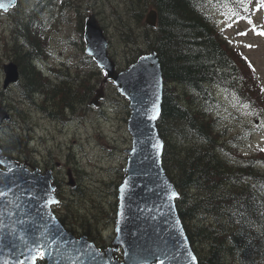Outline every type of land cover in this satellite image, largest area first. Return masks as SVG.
<instances>
[{
    "label": "trees",
    "instance_id": "16d2710c",
    "mask_svg": "<svg viewBox=\"0 0 264 264\" xmlns=\"http://www.w3.org/2000/svg\"><path fill=\"white\" fill-rule=\"evenodd\" d=\"M151 4L156 10V23L143 25L139 34L143 48L138 46L127 65L150 50L158 56L163 76L157 120L163 139L161 160L178 190L176 209L197 262L264 264V153L258 160L237 153V145L258 127H248L245 122L239 132L226 137V130L219 128L214 116L220 106L225 108L218 92L237 100L242 107L250 105L248 113H255L259 123L262 113L256 115L252 103L264 101L258 95L256 77L252 79L250 71L234 57L208 9L213 5L238 21L250 18L264 6H260V0H245L243 5L237 0H151ZM233 13L245 18L237 19ZM25 14L23 27L19 17L15 21L12 46L22 94L45 117L67 122L92 100L104 73L88 56L75 66L60 62L40 67L38 61L48 54L44 31H40L43 19L36 8L29 7ZM117 68L122 67L117 64ZM2 147L13 155L8 145ZM58 180L54 176L57 187ZM116 186L112 194H116ZM60 206L61 202L56 209ZM115 206L116 202L114 212ZM73 215L76 218V211ZM83 234L103 247L89 231ZM116 255L120 257L121 250ZM37 264H45V260L38 259Z\"/></svg>",
    "mask_w": 264,
    "mask_h": 264
},
{
    "label": "rangeland",
    "instance_id": "374dc122",
    "mask_svg": "<svg viewBox=\"0 0 264 264\" xmlns=\"http://www.w3.org/2000/svg\"><path fill=\"white\" fill-rule=\"evenodd\" d=\"M14 7L11 14L0 12V106L12 114L0 127V145H8L21 162L52 169L54 176L60 178L55 189L61 206L54 208L65 225L79 236L84 235V230L89 231L96 242L107 246L114 237V204L117 205V186L126 162L124 150L131 145L127 100L107 82L97 98V105L91 106L90 102L82 105L67 122L53 121L25 99L21 91L22 79L2 88V66L13 60L15 21L19 17L22 22L19 25L23 27L29 7L38 9L43 19L40 31H44V48L48 54L46 59L38 61L40 67L60 62L75 66L87 56L80 26L90 14H94L103 26L113 59L119 66H127V59L136 54L138 46L143 48L139 34L146 24V14L153 8L151 0H18ZM209 9L223 41L232 47L234 57L250 71L251 78L256 77L259 82L258 95L264 101V35L257 34L264 31V9L251 15V24L248 19L231 20L213 5ZM104 79L102 76L103 82ZM100 88L98 86L97 90ZM217 96L225 108L220 106L214 116L219 128L226 130V137L239 132L245 122L248 127H258L237 145L238 154L258 160L264 153L261 151L264 149V104L252 103L256 115L262 113L259 123L237 100L232 101L223 92H218ZM114 184L117 185L116 194H112ZM73 211H76V218Z\"/></svg>",
    "mask_w": 264,
    "mask_h": 264
},
{
    "label": "water",
    "instance_id": "95a60500",
    "mask_svg": "<svg viewBox=\"0 0 264 264\" xmlns=\"http://www.w3.org/2000/svg\"><path fill=\"white\" fill-rule=\"evenodd\" d=\"M16 3L17 0H0V4H3L0 11L8 12ZM145 22L155 25L154 9L147 13ZM84 40L86 54L105 72V80H111L118 92L128 100L130 113L127 130L131 136V145L124 150L127 154L126 164L123 179L117 188L115 235L110 245L99 248L86 236L73 235L56 217L52 211V205L55 204H51L42 210V214L48 220V227L51 228L56 243L48 250L49 254L44 258L45 264H158V260H164V264H193L188 253L195 257L196 254L177 212L175 199H168L170 191H178L162 166L163 139L157 129V120L161 113L163 76L158 56L151 51L141 55L125 69L117 70L108 53V40L93 14L85 20ZM2 68V87L5 89L18 81L19 70L13 61L4 63ZM101 92L102 88L93 98V104L97 105ZM153 104L157 105L158 116L155 120H149ZM10 118L8 110L0 106V125ZM157 141L161 144L158 149L153 147ZM0 157L7 161L0 165V175L6 174L9 177L8 186L12 187V192L7 197H0V218L9 225L17 219L25 218L26 214L30 215L31 221H39L36 214L39 204L31 200L26 192L21 196V192L28 189L38 194V198L48 194L59 201L54 192L52 170L45 169L42 172L32 165L19 163L1 147ZM9 167L13 169L11 173L7 172ZM13 180L15 184L12 183ZM69 184H73L72 179ZM122 185L125 186L123 191ZM3 187L0 184V188ZM16 197H20L23 211L15 208ZM9 201L12 203H8ZM9 212L12 213L11 216L8 215ZM49 217L54 219H48ZM176 221L180 222L179 226ZM24 227H33L35 230L31 224L26 223ZM180 229L183 230V237L179 236ZM41 231L45 229L42 227ZM177 240L180 241L179 246ZM185 240L186 246L183 244ZM12 245L22 250V242L16 239V233L6 235L5 230L0 229V264L5 261L7 264H18V260L24 259L19 251L11 250ZM118 250L122 251L121 257L115 255ZM195 264H198L197 258Z\"/></svg>",
    "mask_w": 264,
    "mask_h": 264
},
{
    "label": "snow or ice",
    "instance_id": "6c2138e0",
    "mask_svg": "<svg viewBox=\"0 0 264 264\" xmlns=\"http://www.w3.org/2000/svg\"><path fill=\"white\" fill-rule=\"evenodd\" d=\"M237 2L240 5H243L245 0H237ZM260 6H264V0H260ZM0 7H3V4H0ZM234 16L237 17V19H244L245 17H240L239 13H233ZM249 23L251 24L252 21L250 18H248ZM229 27L231 25H228ZM253 31H256L255 25H253ZM240 35H246V33H239ZM258 35H264V31L257 32ZM247 47H252V45H247ZM144 59V58H142ZM244 107H250V105L245 104ZM158 108L156 104L152 105V114L148 116L149 120H155L158 116ZM255 114V113H250ZM154 148H160L161 144L159 141H157L154 145ZM261 151H264V149H261ZM7 163L6 159L0 157V165ZM13 169L9 167L7 169L8 173H11ZM9 177L4 174L0 175V184H3L4 187L0 188V197H7L9 193L12 192V187L8 186ZM13 184H15V181H12ZM124 185L121 186V191L124 190ZM6 189V190H5ZM27 193L31 200L36 201L39 204V209L37 211V215L39 216V221L33 222L31 221L30 215L25 216V218L17 219L12 222L11 225L6 224L2 218H0V229L5 230L6 235H10L12 233H16V239L20 242H22V250L17 249L16 245H12L11 250L19 251L20 255L24 257V259L18 260V264H36L37 259L43 260L45 256L49 254V249L52 244L56 243V240L54 238V234L51 231V228L48 227V220L45 219L44 215L42 214V210L46 209L51 204H58L59 201L55 200L48 194H44V196H40L38 198V194L31 192L28 189H23L21 192V196L24 193ZM179 193L176 191H170L168 193V199H176L178 198ZM20 197H16L15 199V208L23 211V208L19 202ZM43 201V203H40V201ZM8 203H12V201H9ZM9 216L12 215L11 212L8 213ZM48 219H54V217H49ZM31 224L34 225L35 230H33V227L25 228V224ZM177 226H179L180 222L176 221ZM44 228L45 231H41V228ZM11 229V231H8ZM119 231V229H117ZM184 233L183 230L180 229L179 236L183 237ZM30 236L32 237L30 239ZM177 246H179L180 241H176ZM183 244L186 246L187 241H183ZM7 247V245H5ZM58 250V249H57ZM188 255L191 257L193 264H195L196 257L193 256L190 252ZM3 264H7V262H3ZM158 264H164V260H158Z\"/></svg>",
    "mask_w": 264,
    "mask_h": 264
},
{
    "label": "bare ground",
    "instance_id": "6f19581e",
    "mask_svg": "<svg viewBox=\"0 0 264 264\" xmlns=\"http://www.w3.org/2000/svg\"><path fill=\"white\" fill-rule=\"evenodd\" d=\"M209 9V8H208ZM31 45V44H30ZM25 46V45H24ZM30 48V47H29ZM28 48V49H29ZM216 89V88H215ZM219 90V89H218ZM216 92V91H215ZM217 94V93H216ZM227 94V93H226ZM230 93H228V95H229ZM233 95V94H232ZM237 95V94H236ZM239 95V94H238ZM217 103V102H216ZM216 108H218V107H216ZM111 205H112V203H111ZM59 221L64 225V227L66 226L61 220H60V218H59Z\"/></svg>",
    "mask_w": 264,
    "mask_h": 264
}]
</instances>
